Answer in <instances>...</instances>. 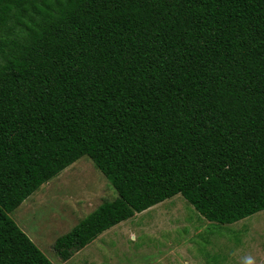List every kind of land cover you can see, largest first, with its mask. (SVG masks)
<instances>
[{
	"label": "trees",
	"instance_id": "trees-1",
	"mask_svg": "<svg viewBox=\"0 0 264 264\" xmlns=\"http://www.w3.org/2000/svg\"><path fill=\"white\" fill-rule=\"evenodd\" d=\"M81 156L116 196L60 260L176 194L264 210V0H0V264H52L8 213Z\"/></svg>",
	"mask_w": 264,
	"mask_h": 264
},
{
	"label": "rangeland",
	"instance_id": "rangeland-1",
	"mask_svg": "<svg viewBox=\"0 0 264 264\" xmlns=\"http://www.w3.org/2000/svg\"><path fill=\"white\" fill-rule=\"evenodd\" d=\"M116 196L87 156L42 183L8 213L52 264H264V210L230 224L204 219L179 194L102 231L60 260L54 239Z\"/></svg>",
	"mask_w": 264,
	"mask_h": 264
},
{
	"label": "clouds",
	"instance_id": "clouds-1",
	"mask_svg": "<svg viewBox=\"0 0 264 264\" xmlns=\"http://www.w3.org/2000/svg\"><path fill=\"white\" fill-rule=\"evenodd\" d=\"M243 264H255V259L252 256L245 257Z\"/></svg>",
	"mask_w": 264,
	"mask_h": 264
}]
</instances>
